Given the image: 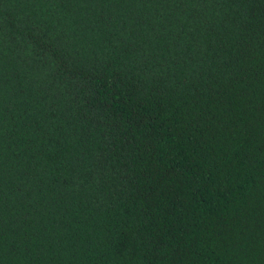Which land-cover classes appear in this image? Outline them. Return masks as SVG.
Instances as JSON below:
<instances>
[{"label": "trees", "instance_id": "16d2710c", "mask_svg": "<svg viewBox=\"0 0 264 264\" xmlns=\"http://www.w3.org/2000/svg\"><path fill=\"white\" fill-rule=\"evenodd\" d=\"M0 264H264V0H0Z\"/></svg>", "mask_w": 264, "mask_h": 264}]
</instances>
